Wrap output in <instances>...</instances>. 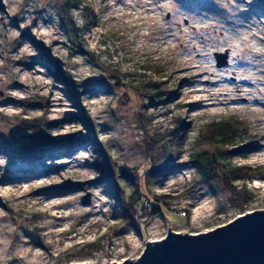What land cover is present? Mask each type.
Wrapping results in <instances>:
<instances>
[{"label":"rangeland","instance_id":"rangeland-1","mask_svg":"<svg viewBox=\"0 0 264 264\" xmlns=\"http://www.w3.org/2000/svg\"><path fill=\"white\" fill-rule=\"evenodd\" d=\"M258 1L2 0L0 264H110L169 226L205 232L264 209ZM156 67L158 88L147 82ZM230 116L247 125L233 162L263 172L236 181L237 193L204 183L191 156L198 129ZM33 121L49 143L38 145ZM146 133L160 141L147 145Z\"/></svg>","mask_w":264,"mask_h":264},{"label":"water","instance_id":"water-1","mask_svg":"<svg viewBox=\"0 0 264 264\" xmlns=\"http://www.w3.org/2000/svg\"><path fill=\"white\" fill-rule=\"evenodd\" d=\"M0 7L6 10L2 0ZM214 55L218 66L228 63V49ZM110 264H264V209L238 215L205 232L184 233L169 226L161 239L147 240L138 257Z\"/></svg>","mask_w":264,"mask_h":264},{"label":"trees","instance_id":"trees-1","mask_svg":"<svg viewBox=\"0 0 264 264\" xmlns=\"http://www.w3.org/2000/svg\"><path fill=\"white\" fill-rule=\"evenodd\" d=\"M68 8H64L65 24L70 28L73 36H78L79 27L73 21L72 16L69 14ZM257 6L264 11V0H259ZM163 77L160 75V69L156 67L148 77V83L153 87H160ZM117 86H124L123 83L117 82ZM33 127H36L35 137L37 138L38 145L49 143V136L46 134V127L41 122L33 121ZM247 131L246 122L235 118L233 116L213 119L204 126L198 129L196 138L192 139L191 156L193 162L196 164V171L198 176L202 178L203 182H212L213 180L221 183L226 190L237 193L239 185L236 184L238 180L251 181L253 178L263 174L259 167H250L244 164H236L233 162V154L238 149L239 138ZM147 145L154 146L160 140L155 139L146 133ZM150 136V137H148ZM150 142V143H149ZM184 137L180 138L177 144H182ZM73 145H71V148ZM149 147V146H148ZM183 148L180 147V152ZM153 155H149V160L155 162ZM152 162V163H153ZM154 164V163H153ZM159 195L154 197L155 204L154 210H160V203L168 206L167 201ZM132 203H126V208H130Z\"/></svg>","mask_w":264,"mask_h":264},{"label":"bare ground","instance_id":"bare-ground-1","mask_svg":"<svg viewBox=\"0 0 264 264\" xmlns=\"http://www.w3.org/2000/svg\"><path fill=\"white\" fill-rule=\"evenodd\" d=\"M44 21H46V22H49L48 20H46V19H44ZM250 25L252 24V21L251 20H249V22H248ZM51 31L49 30V31H47L45 28H40V33H44V34H47V35H49V33H50ZM248 32H250L249 30H248ZM199 91H207V90H205L204 88H201V89H199ZM228 92L229 91H227L226 93H225V95H228ZM239 92L241 93V94H244L245 93V88L244 87H241L240 88V90H239ZM200 98V97H199ZM59 100V99H58ZM51 169H53V168H50V170H48V171H45L44 173H40V175L41 176H45V175H48V174H50L51 172H53V171H59V169H60V166L58 167V169L56 168V169H54V170H51ZM83 262H89V263H95L94 261H92V260H87V261H83Z\"/></svg>","mask_w":264,"mask_h":264}]
</instances>
